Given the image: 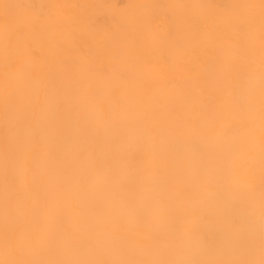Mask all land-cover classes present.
Listing matches in <instances>:
<instances>
[{"label":"bare ground","instance_id":"bare-ground-1","mask_svg":"<svg viewBox=\"0 0 264 264\" xmlns=\"http://www.w3.org/2000/svg\"><path fill=\"white\" fill-rule=\"evenodd\" d=\"M0 264H264V0H0Z\"/></svg>","mask_w":264,"mask_h":264}]
</instances>
